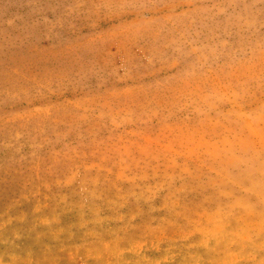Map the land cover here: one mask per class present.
<instances>
[{
    "label": "rangeland",
    "instance_id": "rangeland-1",
    "mask_svg": "<svg viewBox=\"0 0 264 264\" xmlns=\"http://www.w3.org/2000/svg\"><path fill=\"white\" fill-rule=\"evenodd\" d=\"M0 264H264V0H0Z\"/></svg>",
    "mask_w": 264,
    "mask_h": 264
}]
</instances>
